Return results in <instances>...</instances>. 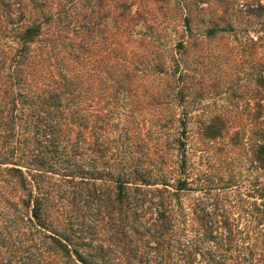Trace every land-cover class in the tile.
I'll list each match as a JSON object with an SVG mask.
<instances>
[{
    "label": "trees",
    "instance_id": "trees-1",
    "mask_svg": "<svg viewBox=\"0 0 264 264\" xmlns=\"http://www.w3.org/2000/svg\"><path fill=\"white\" fill-rule=\"evenodd\" d=\"M188 1L0 0V264H264V65L249 112L194 117L226 28ZM191 134L256 174L193 175Z\"/></svg>",
    "mask_w": 264,
    "mask_h": 264
},
{
    "label": "rangeland",
    "instance_id": "rangeland-1",
    "mask_svg": "<svg viewBox=\"0 0 264 264\" xmlns=\"http://www.w3.org/2000/svg\"><path fill=\"white\" fill-rule=\"evenodd\" d=\"M221 1L223 0L188 1L191 5L195 3L193 6L198 4L199 8L205 9L204 17L222 19L224 16L220 27L226 28L225 32L219 33L215 40L192 57L190 73L193 82L200 79L204 85L200 102H193L189 107L194 117L201 113L249 112L255 102L254 79L259 68L264 65V17L262 20H246L230 15L233 9L223 15L224 9L219 4ZM227 23H231L233 27L227 28ZM173 41L174 39L167 43L165 40L167 47L172 46ZM192 123L190 130L195 132L196 124ZM207 147L204 151L205 148L198 144L196 136L190 135L187 150L194 169L193 175L207 174L219 188H223L231 176H236V184L240 187L256 174L253 167L245 162V150H231L225 142Z\"/></svg>",
    "mask_w": 264,
    "mask_h": 264
}]
</instances>
